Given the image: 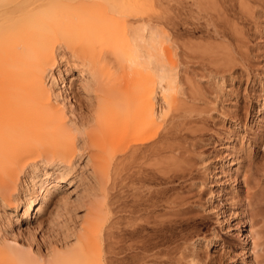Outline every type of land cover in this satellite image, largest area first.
Returning <instances> with one entry per match:
<instances>
[{
	"label": "bare ground",
	"instance_id": "bare-ground-1",
	"mask_svg": "<svg viewBox=\"0 0 264 264\" xmlns=\"http://www.w3.org/2000/svg\"><path fill=\"white\" fill-rule=\"evenodd\" d=\"M206 1L191 3L209 14L212 0ZM173 3L184 1L0 0V264L159 262L150 254L157 247L153 240L140 238L147 225L165 223L154 212L168 188L153 189L151 183H174L191 167L177 165L176 159L171 166L184 172L168 167L171 160L161 162L159 156L174 148L193 122L180 96L185 90L175 59L179 36L169 28ZM192 13L189 9L197 19L198 12ZM74 70L84 78L80 85L87 96L81 95L87 100L80 94L84 100L79 99ZM180 111L189 115L182 122L183 134L176 129ZM157 162L163 166L149 168ZM227 162L221 164L223 170ZM111 174L122 193L130 188L132 204L121 208L128 215H121L117 240L111 241L108 233L105 245L101 235L109 230L103 231ZM177 196L165 201L172 204ZM78 210L84 211L79 220ZM55 226L70 232L49 234ZM214 234L210 244L192 240L174 263L187 258L202 263L198 251L216 245ZM246 236L253 238L247 233L244 241Z\"/></svg>",
	"mask_w": 264,
	"mask_h": 264
},
{
	"label": "rangeland",
	"instance_id": "rangeland-1",
	"mask_svg": "<svg viewBox=\"0 0 264 264\" xmlns=\"http://www.w3.org/2000/svg\"><path fill=\"white\" fill-rule=\"evenodd\" d=\"M183 1L182 5L173 3L172 23L169 28L173 34L179 36L176 39L178 56L175 59L180 65V81L185 90L180 96L183 104L185 103L183 106L190 108L191 112L186 111L185 107L181 110L191 113L192 118L189 119H193L190 120L193 121L191 125L189 120L186 121L188 122L186 129L183 130L191 131L192 128L196 130L189 132L190 134L186 131L191 138L187 137L186 141L182 122L188 119L189 115L186 113V116L180 111L179 115H182L176 117L177 122L174 120L179 126L176 129L181 131V134L184 133L179 134L177 139L179 142H175L174 146L175 148L179 145L180 151L178 147L167 148L159 154L164 160H160L161 158L159 160L167 163V160L174 159V164L181 162L177 164L180 166L189 164L191 169L188 165L186 167L190 170L185 167L188 170L185 172L190 171L191 174L184 172V166L183 168L174 164L171 166L172 160L169 161L170 165L166 164V167L169 165L168 167L182 168L185 175L182 174L183 177L176 178L174 183L170 184H160L163 183L161 180L157 183V179L151 183L153 189L168 188L167 195L160 204L158 203L159 207H156L154 212L159 216L156 219L164 220L165 223L147 225L145 230L140 232V238L153 240L157 246V250L155 248L150 253L155 254L152 259L160 262L157 261V264L174 263L180 258L179 250L188 248L192 240L193 242L204 240L205 243H209L214 233L219 238L216 245L206 244L207 247L204 245L205 247L202 246L198 251L202 261L200 264H264V120H261L264 115V1L255 0L258 4L261 3L260 6L253 0H216L223 4L222 6L215 0L212 2L209 0L206 2L211 3L212 8L208 3H204L208 10L211 9L208 11L209 14L202 12L204 8L200 10V7L193 5L191 0ZM241 1L243 5L248 4L249 10L244 6L246 8L244 11L243 5L240 6ZM214 3L220 7L217 9ZM190 4L193 6L190 7ZM184 7L186 9L188 7V13L189 9L191 13L193 10L192 14L197 11V19L194 18L195 14L194 16L188 14ZM213 18L216 25H213ZM172 24L174 25L171 26ZM217 34L219 37L224 35L225 37L221 39L216 36ZM74 72L78 96L80 94L84 98L82 95L87 94L80 85L84 78L79 76L78 71ZM80 96L79 99H86V96L84 99ZM175 126L172 129L175 130ZM180 138L189 143L181 142V145L186 144L184 145L186 149L179 144ZM226 144H232L233 147L224 148ZM223 162H227L224 170L221 167ZM160 163L157 162L155 167L149 168H156ZM160 165L163 166L162 163ZM161 166L159 168L163 169ZM187 174H190L188 178L185 177ZM127 189L128 191L122 193L114 175L110 176L106 189L110 211L105 217L109 219L105 220V229L103 228V231L108 229L110 231L102 233L101 240L103 239L102 242L105 240L103 244L107 242L108 233H111V241L117 240L121 217L128 215L127 212H121L123 205L128 208L132 204L130 188ZM174 195H178L174 202L176 204H167L166 198ZM74 198L72 195L71 200ZM80 210L77 211L80 215L78 220L84 214V211ZM108 226H111V229ZM64 232L68 231L55 226L49 234H58V237H62ZM247 233L253 234V238L246 236L244 241L243 237L245 238ZM202 254H205L206 261L202 259L204 258ZM125 255L129 263L131 252L127 251ZM187 259L183 264H193ZM164 260L167 262H163Z\"/></svg>",
	"mask_w": 264,
	"mask_h": 264
}]
</instances>
